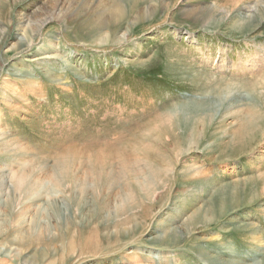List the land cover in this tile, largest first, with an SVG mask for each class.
Masks as SVG:
<instances>
[{
	"label": "rangeland",
	"instance_id": "1",
	"mask_svg": "<svg viewBox=\"0 0 264 264\" xmlns=\"http://www.w3.org/2000/svg\"><path fill=\"white\" fill-rule=\"evenodd\" d=\"M108 1L0 0V264H264V0Z\"/></svg>",
	"mask_w": 264,
	"mask_h": 264
},
{
	"label": "bare ground",
	"instance_id": "2",
	"mask_svg": "<svg viewBox=\"0 0 264 264\" xmlns=\"http://www.w3.org/2000/svg\"><path fill=\"white\" fill-rule=\"evenodd\" d=\"M60 1H62V0H56V2L57 3H60ZM107 0H85V3H87L86 5H92V7H95L96 9H99V10H101V9H106V11L109 9L110 10V12H111V8H112V12L110 13V15H112V16H110L111 18H115V17H118L119 15H121V9H120V6L118 7L116 4L113 6V4H112V2H110V1H108V2H110L109 4H104V2H106ZM120 4H121V1L120 0H117ZM116 1V2H117ZM54 3V2H53ZM56 3V4H57ZM62 3V2H61ZM248 8V7H247ZM54 9H55V7H54ZM49 11V10H48ZM62 11V10H61ZM69 11V10H68ZM102 11V10H101ZM100 12V11H99ZM99 12H97V13H99ZM147 13H149L148 11H147ZM209 13H212V11H209ZM102 14V13H101ZM103 14H104V12H103ZM102 14V15H103ZM108 14V13H107ZM59 15V14H58ZM57 15V16H58ZM61 15V14H60ZM51 16H53V15H51ZM97 17V16H96ZM120 17V16H119ZM58 18H60V17H58ZM64 18V17H63ZM66 18V17H65ZM95 18V17H94ZM98 18V17H97ZM68 19V18H67ZM101 19H103L102 17H101ZM66 20V19H65ZM71 20V19H70ZM95 20H96V18H95ZM104 21H106V22H108L109 20L107 19V20H104ZM97 23V22H96ZM97 25H103L102 24V22H100V23H97ZM98 28V27H97ZM34 237V236H33ZM2 250V249H1ZM6 251V250H5ZM9 251V250H8ZM7 251V252H8ZM7 252H4V253H1L0 255L1 256H3V257H7L8 255H7ZM2 258V257H1Z\"/></svg>",
	"mask_w": 264,
	"mask_h": 264
}]
</instances>
